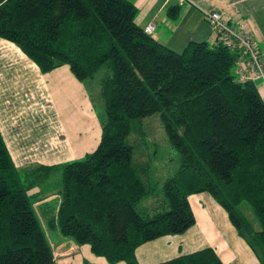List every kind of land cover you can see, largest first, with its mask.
Masks as SVG:
<instances>
[{"label":"trees","instance_id":"16d2710c","mask_svg":"<svg viewBox=\"0 0 264 264\" xmlns=\"http://www.w3.org/2000/svg\"><path fill=\"white\" fill-rule=\"evenodd\" d=\"M137 14L130 0H0V39L41 73L67 66L84 84L106 69L101 139L83 159L21 173L0 131V264H57L30 193L57 172L63 189L51 226L109 264H139L140 246L185 234L196 224L189 198L202 193L264 264V98L257 81L238 82V54L224 42H191L179 53L146 33ZM156 113L180 156L162 195L127 142L134 122ZM160 264L224 263L208 248Z\"/></svg>","mask_w":264,"mask_h":264},{"label":"crops","instance_id":"0c3cea01","mask_svg":"<svg viewBox=\"0 0 264 264\" xmlns=\"http://www.w3.org/2000/svg\"><path fill=\"white\" fill-rule=\"evenodd\" d=\"M130 1L138 9L136 23L143 29L154 24L152 37L176 52L182 53L191 42L217 43L219 38L202 12L209 10L249 34L264 53V0H188L183 5L180 0ZM256 84L264 98V80ZM93 108L89 92L69 67L43 74L15 44L0 39V131L21 172L76 161L94 152L102 125ZM30 193L36 197L35 207L57 264H109L95 256L89 245L80 246L51 226L60 194L44 196L37 187ZM189 201L195 226L183 235L140 246L136 251L139 264H160L208 248L224 264H260L226 211L209 194L193 195Z\"/></svg>","mask_w":264,"mask_h":264},{"label":"rangeland","instance_id":"374dc122","mask_svg":"<svg viewBox=\"0 0 264 264\" xmlns=\"http://www.w3.org/2000/svg\"><path fill=\"white\" fill-rule=\"evenodd\" d=\"M105 73L106 69L103 68L94 79L83 84L89 92L94 107L93 111L101 124L105 116L103 104L99 99V92L100 82ZM53 101L55 102L54 99ZM133 125L134 131L127 142L135 149L134 162L139 168L146 169V176L153 185L159 183L158 194L162 195V187L165 181L173 177L180 169L179 153L170 143L159 113L141 121L137 120ZM62 189L63 178L61 172L52 175L40 187L44 196L51 194H60L61 196ZM247 215L257 228L256 221L250 212Z\"/></svg>","mask_w":264,"mask_h":264},{"label":"built area","instance_id":"2783aa9c","mask_svg":"<svg viewBox=\"0 0 264 264\" xmlns=\"http://www.w3.org/2000/svg\"><path fill=\"white\" fill-rule=\"evenodd\" d=\"M188 0H180V5ZM205 21L212 27L218 41L238 54L235 75L239 83L264 80V53L259 44L242 29L230 26L229 22L219 12L203 10ZM156 30L154 24H149L145 31L153 34Z\"/></svg>","mask_w":264,"mask_h":264}]
</instances>
